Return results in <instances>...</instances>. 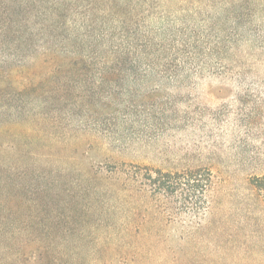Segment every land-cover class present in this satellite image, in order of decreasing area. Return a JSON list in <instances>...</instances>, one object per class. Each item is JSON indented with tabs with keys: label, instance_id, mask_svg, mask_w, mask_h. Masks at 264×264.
I'll return each instance as SVG.
<instances>
[{
	"label": "rangeland",
	"instance_id": "374dc122",
	"mask_svg": "<svg viewBox=\"0 0 264 264\" xmlns=\"http://www.w3.org/2000/svg\"><path fill=\"white\" fill-rule=\"evenodd\" d=\"M123 1L98 17L222 41L155 93L61 74L54 41L0 39V264H264V0ZM137 167L209 170L206 203Z\"/></svg>",
	"mask_w": 264,
	"mask_h": 264
},
{
	"label": "trees",
	"instance_id": "16d2710c",
	"mask_svg": "<svg viewBox=\"0 0 264 264\" xmlns=\"http://www.w3.org/2000/svg\"><path fill=\"white\" fill-rule=\"evenodd\" d=\"M119 2L116 7H129L123 0ZM98 6H102L99 0H0V39L5 42L18 37L21 46L34 40L54 41L61 47L58 52L52 49L58 55L54 62L60 63L61 74L92 76L102 84L108 79H133L129 86L153 79L157 82L153 87L155 93L165 84L176 89L207 72L213 49L209 46L222 41L219 37L211 42L209 33L189 29L143 32L137 22L127 19L128 11L121 21L113 23L110 18L105 21L98 17ZM103 7L104 12L111 11L110 7ZM78 16L85 23L78 25ZM63 34L65 37L61 38ZM137 168L145 171V184L156 193L164 196L178 193L186 208L185 204H192L200 209L206 203L205 193L212 182L209 170L197 168L173 173Z\"/></svg>",
	"mask_w": 264,
	"mask_h": 264
}]
</instances>
